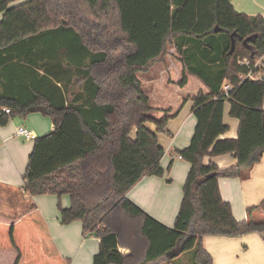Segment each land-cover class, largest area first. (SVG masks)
<instances>
[{"label":"trees","instance_id":"16d2710c","mask_svg":"<svg viewBox=\"0 0 264 264\" xmlns=\"http://www.w3.org/2000/svg\"><path fill=\"white\" fill-rule=\"evenodd\" d=\"M13 1L0 0V125L32 112L51 119L53 130L34 139L23 189L69 195L59 221L79 220L99 238L92 264H178L186 252L192 264H214L204 235L264 232L252 217L264 200L238 221L218 185L264 152V78L246 76L263 73L254 67L264 54L262 15L239 12L231 0ZM169 46L182 63L177 85L191 74L206 88L189 97L196 125L178 151L190 167L172 227L126 197L141 177L164 173L157 132L175 112L150 104L137 73L162 62ZM225 102L239 121L236 138H220L229 128ZM227 153L236 164L220 169L212 158ZM0 264H68L37 206L0 214Z\"/></svg>","mask_w":264,"mask_h":264},{"label":"crops","instance_id":"0c3cea01","mask_svg":"<svg viewBox=\"0 0 264 264\" xmlns=\"http://www.w3.org/2000/svg\"><path fill=\"white\" fill-rule=\"evenodd\" d=\"M24 1L27 0L10 5ZM231 4L239 12L264 17V0H231ZM177 57L174 47L169 46L162 62H155L147 72H142V76L137 73L150 104L155 109H171V114L175 112V115L168 119L164 131L157 132L158 142L164 149L160 160L163 175L143 176L126 193L129 200L167 227L174 224L182 200V186L190 167L188 162L179 157L178 152L189 145L196 125L193 102L189 97L200 90L206 91L202 81L191 74H187V82L183 87L177 85L182 73V63ZM260 61L263 73L259 77L264 78V54ZM262 106L264 109V97ZM157 113L163 116L162 111ZM223 122L229 128L220 138H236L239 121L229 115L228 102L223 107ZM19 126L31 130L35 137L26 140L18 136L16 130ZM147 126L153 130L155 128L151 123ZM53 128L51 119L39 112L29 113L25 117H10L4 125H0V214L14 218L31 205L37 206L59 252L68 259V264H92L98 251L99 238L83 233V225L79 220L68 224L59 221V206L70 205L69 195L31 196L23 189V174L34 139L50 133ZM134 132H131L132 136ZM212 161L220 169L236 164L232 153L213 157ZM218 185L220 196L229 202L233 217L238 221L245 220L247 208L258 206L264 200V152L258 162L243 169L239 176L219 177ZM252 217L264 221V207L260 211L254 210ZM202 243L214 264H264V232L238 236L204 235Z\"/></svg>","mask_w":264,"mask_h":264},{"label":"built area","instance_id":"2783aa9c","mask_svg":"<svg viewBox=\"0 0 264 264\" xmlns=\"http://www.w3.org/2000/svg\"><path fill=\"white\" fill-rule=\"evenodd\" d=\"M261 65H262V62L260 61V58H259L256 60L254 67H260ZM246 76L250 77L251 79H261V77H259L260 76L259 74L254 75L251 72H249ZM231 89H232V86L230 85V83L228 81L223 82V84L221 86V91L225 95H227L228 91H230ZM2 111L5 113L10 112L9 108H7V107L2 108ZM16 134L18 136L22 137L23 139H26V140H30V139H33L35 137L34 133L24 126H19L16 130Z\"/></svg>","mask_w":264,"mask_h":264},{"label":"rangeland","instance_id":"374dc122","mask_svg":"<svg viewBox=\"0 0 264 264\" xmlns=\"http://www.w3.org/2000/svg\"><path fill=\"white\" fill-rule=\"evenodd\" d=\"M13 2L17 3V2H21V0H15ZM138 75L139 76H142L143 74H142V72H138ZM154 115L156 117H158V118L162 117V115L160 116V114L157 113V112L154 113ZM262 220H264V219H262ZM191 256H192V253L191 252L183 253V254L179 255V257L177 258V261L176 262L178 264H192L193 262H192ZM3 258L5 259V261H8V256L2 257L1 259H3Z\"/></svg>","mask_w":264,"mask_h":264}]
</instances>
